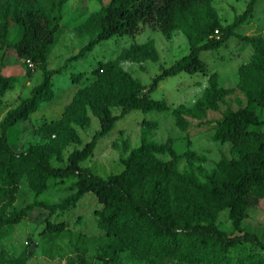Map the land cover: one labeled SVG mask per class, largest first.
I'll return each mask as SVG.
<instances>
[{
  "label": "trees",
  "instance_id": "obj_1",
  "mask_svg": "<svg viewBox=\"0 0 264 264\" xmlns=\"http://www.w3.org/2000/svg\"><path fill=\"white\" fill-rule=\"evenodd\" d=\"M67 0H0L1 59L9 50L19 59L30 61L42 72V80L31 95L16 109L11 110L0 127V230L19 223L33 209L48 212L42 233L53 234L65 230L64 220H51L55 214L67 213L86 193H93L99 204L95 209L100 230L116 239L114 248L100 254L103 264L115 261L121 244H137L140 249L156 257L171 255L182 261L198 260L230 264V251L241 243L264 249V241L249 231H243L242 220L250 207L251 198H264V118L256 108L264 109V37L239 34L254 12L256 0H249L244 11L230 23H222L213 14V0H109L102 9L97 31L79 51L68 60H79L100 41L114 36L132 35L142 25L156 28L165 34L181 31L188 41L189 51L168 67L162 68L148 86L143 85L121 64L108 60L98 68L106 79L104 94L94 92L88 101L99 121V129L80 149L72 150L68 163L54 166L51 159L55 150L45 148L38 156L30 149L16 152L8 141V131L28 120L38 101L52 94L51 78L64 65L47 67V56L59 28L62 6ZM11 25L22 32L18 39L7 37ZM237 35L248 41L253 49L251 58L237 70V87L245 97V105L226 108L216 120L212 139L230 142L231 157H221L214 171L200 181L192 171L179 170L175 161L180 156L173 148L172 139L163 142L146 138L147 128H141L140 143L127 150L121 158L122 170L105 177L94 174L81 162L93 155L99 138L107 135L119 118L132 110H165L163 99L150 93L160 82L180 72L206 73L207 85L192 104H178L173 116L178 122L183 116L201 119L208 110H217L229 89L218 82V73H207L200 52L217 50L230 37ZM98 71V70H97ZM14 77L1 73L0 105L4 93L13 87ZM120 106L114 114L111 105ZM190 161L201 160L192 151L183 154ZM161 156H168L163 159ZM31 174L37 180V192L55 179L76 178L75 190L59 202L33 200L15 209L13 204L21 179ZM228 210L233 230L225 234L214 223L210 214ZM22 252L14 264H26ZM67 264H85L81 256H70Z\"/></svg>",
  "mask_w": 264,
  "mask_h": 264
},
{
  "label": "rangeland",
  "instance_id": "obj_2",
  "mask_svg": "<svg viewBox=\"0 0 264 264\" xmlns=\"http://www.w3.org/2000/svg\"><path fill=\"white\" fill-rule=\"evenodd\" d=\"M108 1L67 0L63 4L59 28L48 52L47 67H64L51 78L52 94L37 102L26 122L9 129L8 141L16 152L30 149L38 156L45 148L53 149L55 154L51 163L54 166L66 165L68 154L83 147L100 127L88 101L94 97V92L104 94L107 89L103 72L98 69L102 63L117 61L143 85L148 86L162 68L188 53V41L181 31L165 34L142 25L132 35L114 36L100 41L83 58L69 61L70 56L95 36L99 16ZM248 1L213 0L212 13L222 23H230L244 11ZM21 32L20 26L11 25L7 37L14 41ZM238 32L264 37V0L255 1L251 19L240 26ZM252 51L248 41L234 35L217 50L200 52L207 73L217 72L219 84L230 90L217 110H208L201 119L183 116L176 122L172 110L180 103L192 104L201 95L207 85V74L180 72L166 77L150 96L165 100L169 108L162 111L132 110L119 118L114 128L97 140L93 155L82 161L81 165L90 167L94 174L101 177L118 173L123 167L121 158L127 150L140 143L141 128L145 127L149 140L163 142L170 137L174 150L180 155L175 161L176 167L192 171L200 181H204L205 175L214 171L221 157L233 155L232 144L215 141L212 134L216 120L221 118L226 108L237 109L246 103L237 87V70L241 63L251 58ZM1 53L0 49L1 73L13 76L14 83L2 97L0 127L3 118L31 95L32 88L43 77L40 69L28 66L11 49L3 59ZM120 109L115 103L111 105L114 114H119ZM256 111L264 118V109L257 107ZM186 151L194 152L201 160H188L183 155ZM75 181L76 178L63 181L53 179L37 192L36 177L27 174L18 185L12 207L18 209L33 200L59 202L75 190ZM97 208L99 204L95 195L86 193L69 212L51 217V220H64L67 224L64 231L53 234L42 233L48 212L41 208L33 209L19 223L4 226L0 230V264H14L22 252H25L26 264H67V258L75 255L81 256L85 264H103L100 254L112 250L116 239L97 227L94 212ZM210 216L225 234L238 233L233 230L227 209ZM241 227L243 231L252 232L264 241V198H251ZM118 247H121V251L117 259H109V264H220L203 260L187 262L171 255L156 257L143 252L137 244L128 242ZM230 264H264V249L250 243L238 244L230 251Z\"/></svg>",
  "mask_w": 264,
  "mask_h": 264
},
{
  "label": "built area",
  "instance_id": "obj_3",
  "mask_svg": "<svg viewBox=\"0 0 264 264\" xmlns=\"http://www.w3.org/2000/svg\"><path fill=\"white\" fill-rule=\"evenodd\" d=\"M28 66L32 67L33 64L30 61H27Z\"/></svg>",
  "mask_w": 264,
  "mask_h": 264
}]
</instances>
